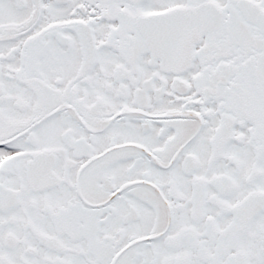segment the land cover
<instances>
[{
    "label": "snow or ice",
    "instance_id": "6c2138e0",
    "mask_svg": "<svg viewBox=\"0 0 264 264\" xmlns=\"http://www.w3.org/2000/svg\"><path fill=\"white\" fill-rule=\"evenodd\" d=\"M0 264H264V0H0Z\"/></svg>",
    "mask_w": 264,
    "mask_h": 264
}]
</instances>
